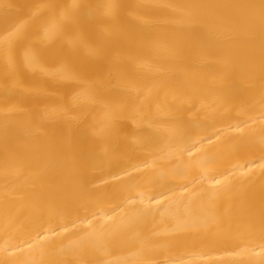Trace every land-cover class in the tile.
Here are the masks:
<instances>
[{"label":"bare ground","instance_id":"6f19581e","mask_svg":"<svg viewBox=\"0 0 264 264\" xmlns=\"http://www.w3.org/2000/svg\"><path fill=\"white\" fill-rule=\"evenodd\" d=\"M0 264H264V0H0Z\"/></svg>","mask_w":264,"mask_h":264}]
</instances>
